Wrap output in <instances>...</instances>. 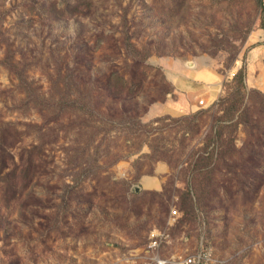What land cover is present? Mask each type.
I'll return each instance as SVG.
<instances>
[{"label":"rangeland","instance_id":"obj_1","mask_svg":"<svg viewBox=\"0 0 264 264\" xmlns=\"http://www.w3.org/2000/svg\"><path fill=\"white\" fill-rule=\"evenodd\" d=\"M258 1L0 0V264H144L149 231L163 227L162 257L208 248L211 264H264ZM126 30L149 53L141 64L125 55ZM242 64L246 111L214 146L216 119L242 100L233 92ZM120 76L128 88L107 92ZM75 95L103 119L59 110ZM185 115L195 117L166 118ZM151 147L161 159L141 156ZM211 150L210 173L191 175ZM145 175L157 189L142 186Z\"/></svg>","mask_w":264,"mask_h":264},{"label":"trees","instance_id":"obj_2","mask_svg":"<svg viewBox=\"0 0 264 264\" xmlns=\"http://www.w3.org/2000/svg\"><path fill=\"white\" fill-rule=\"evenodd\" d=\"M258 2L260 6V25L264 27V4H262L261 1H258ZM122 21L123 22L126 21V18L124 16H122ZM127 30L124 31V33L122 34V44H123L125 55L134 64H137V65L141 64L146 59L149 53L145 48L138 49L137 47H135V45L131 42L132 34H127L128 33ZM244 74H245V65L242 64L241 67L234 74L236 86L233 90V92L241 94L242 100L239 99L238 102L236 99H234L233 101H230L229 104H227V106L223 109L222 114L218 116V118L216 119L217 121H215L216 126L214 129V136L209 137V143L213 141L214 146H215V143H217L216 139L222 134V128L225 126L224 124L226 121H231L233 125H238V123L242 122L240 117L246 111V107L243 103V96L245 95V91H244L245 87H244V81H243ZM19 79L21 83L25 81L23 78H19ZM110 79L111 77L107 78V81H108V84L106 86L107 92L109 91V92H113L114 94L115 93L117 94V93H122L123 88H128L126 85L128 82L125 81L123 77L120 76V78H118L120 79L119 88L116 91L115 90L112 91L111 89L112 87L115 89V85L113 84V82L110 83ZM26 96H27L26 101H30L34 105H37V106L40 105L39 103H37L39 99L38 96L33 93V90L27 87H26ZM68 98L69 97H61V100L56 104L59 107V110L66 109V108L75 109L76 111L81 112L83 116L88 117V123H90L92 116H94L97 119H103V117H99L100 112L96 109V107H94V105L89 104V102L86 100L85 95H80L78 97L75 95L71 99H68ZM43 103H44V106L49 104L48 101H44ZM235 115H236V118H235ZM193 117H195V115H191V116L185 115V116L177 117V118H172V117H166V118L170 119L171 121H181V120H187ZM128 118L133 119V117H130V116ZM124 119H122L121 121H125ZM162 119L163 117H159V118H156L150 121V123L157 122ZM203 152L205 153V155H203L202 153H199L197 157L193 160V162L189 164L188 169L191 175H194V172L196 171H202V173L203 171L210 173L209 165L213 158V150L203 151ZM141 156H146L149 158L151 157L153 160L161 159V156L158 150L152 147L149 153L141 154ZM21 172H25V169H22ZM195 181H197L196 178H195ZM185 194L189 196L190 198L192 197L189 187L186 189ZM191 205H192L191 208H193V202Z\"/></svg>","mask_w":264,"mask_h":264},{"label":"built area","instance_id":"obj_3","mask_svg":"<svg viewBox=\"0 0 264 264\" xmlns=\"http://www.w3.org/2000/svg\"><path fill=\"white\" fill-rule=\"evenodd\" d=\"M264 4V0H260ZM199 105L206 106L203 100H199ZM177 214L175 209L169 211V218L167 224H172L175 221V215ZM169 243V232L167 227L153 228L149 231L144 252L147 254L144 264H211L210 250L208 248H201L199 252L189 254L187 256L177 255V253L170 256H160L157 250ZM132 260H128L125 264H141L138 258L132 257ZM127 260V259H126Z\"/></svg>","mask_w":264,"mask_h":264},{"label":"crops","instance_id":"obj_4","mask_svg":"<svg viewBox=\"0 0 264 264\" xmlns=\"http://www.w3.org/2000/svg\"><path fill=\"white\" fill-rule=\"evenodd\" d=\"M166 171H167V167L164 164H162V163L159 164L155 168V172L156 173L166 172ZM141 181H142V186L144 188H147V189H149V188L157 189V185H160V182L158 181L157 176H153V175H145V176H143Z\"/></svg>","mask_w":264,"mask_h":264},{"label":"water","instance_id":"obj_5","mask_svg":"<svg viewBox=\"0 0 264 264\" xmlns=\"http://www.w3.org/2000/svg\"><path fill=\"white\" fill-rule=\"evenodd\" d=\"M186 65H187L188 67H192V66H193V62H192V61H186Z\"/></svg>","mask_w":264,"mask_h":264}]
</instances>
